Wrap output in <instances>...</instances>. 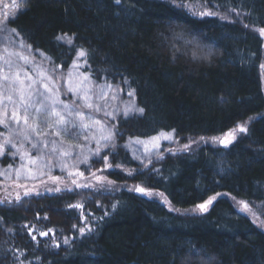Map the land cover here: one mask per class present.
Instances as JSON below:
<instances>
[{
    "label": "trees",
    "instance_id": "obj_1",
    "mask_svg": "<svg viewBox=\"0 0 264 264\" xmlns=\"http://www.w3.org/2000/svg\"><path fill=\"white\" fill-rule=\"evenodd\" d=\"M187 2L237 12L241 20L196 15ZM257 29H264V0H24L7 22V46L48 72L67 73L75 62L94 86L133 92L144 112L115 118L112 141L99 155L94 143L80 165L86 176L102 173L106 156L117 168L107 171L117 188L71 182L60 191L0 198V264H264V230L231 200L259 204L264 214V38ZM81 49L87 55L78 60ZM249 120L230 145H201L145 164L132 152L133 145L149 148L161 132L186 142ZM19 133L7 136L0 171H17L38 155L49 169V157L32 149L36 137ZM131 183L160 192L180 212L121 188ZM218 195L206 211L183 213Z\"/></svg>",
    "mask_w": 264,
    "mask_h": 264
},
{
    "label": "rangeland",
    "instance_id": "obj_2",
    "mask_svg": "<svg viewBox=\"0 0 264 264\" xmlns=\"http://www.w3.org/2000/svg\"><path fill=\"white\" fill-rule=\"evenodd\" d=\"M185 5L188 10L196 15L209 16L207 13H213V15L222 16L225 19L241 20V14L237 12L222 13L203 2H187ZM22 9H24V0H15V3H13V0H0V145H3L0 148V154L5 153L9 147L7 136L19 131L20 135H28L31 137L30 139L36 137L32 149L38 150L39 154L47 155L51 167L47 169L45 160L38 155L36 158L28 157L29 159L24 161L17 171H12L9 168L0 171V198H5L9 195L17 197L20 194L38 191L52 192L56 188L60 189L68 186V183L73 180H75L76 185H81V188H117L116 184L107 175V171L117 168L112 165L108 167L107 165H110L108 159L102 173L94 172L89 174V176H86L80 165L83 164L81 163L82 154L87 155L88 159L91 158L92 145L94 143L104 145L105 140L103 137L108 136L110 133L114 134L112 121L115 118L124 114L130 105L138 108L134 94L129 96L128 93L131 91L122 92L112 85L108 87L110 85L108 83L96 87L90 80H84L85 75L81 73L79 67H73L67 73L62 72L58 68H55V71H53L54 68H51L48 72L33 64L29 58L25 57L24 53L7 46L4 25H7L8 20L15 17ZM260 30L257 29L258 33L264 38V34ZM66 39L69 40L68 37ZM26 51L29 54L31 53L29 50ZM32 58L34 59V57ZM69 72H71V76L68 75ZM261 75L264 88V63ZM3 77L8 79L5 80ZM48 77H51V80ZM41 82L48 84L49 88H53V84H55L56 88H53L52 96L57 101V105H59L60 101H63L70 107L79 109L84 114L83 122L81 123L80 119L76 117L75 112L69 115L64 113V110L59 106L54 111L64 114L65 123H58L52 112L45 115V107L51 101L46 95V89ZM69 88L74 91H69ZM82 88L88 90L86 99L94 105L92 109L85 107V99H82L80 95ZM102 95L103 99H101ZM8 96H11L12 101L16 103L6 102V97ZM21 96L27 98L29 105L27 108V125L22 119L25 115V109L18 102ZM96 107H99L100 111H97ZM129 113H135V111H130ZM10 116H15L16 119H9ZM249 122L250 120L240 123L227 134L216 137L193 138L183 142L172 134V140L163 138L152 139L148 143L149 148L133 145L132 152L138 161L145 164L156 156L161 158L167 154L183 153L196 149L201 145H230L247 132H240L238 126L243 125L248 130ZM73 124H77L78 127L73 128ZM229 133L231 134L229 135ZM5 141H8V143H5ZM221 141L224 142L222 143ZM163 145H166V148L162 154H159ZM185 145H189V147L185 149ZM19 148L23 152H29V149H23V145H19ZM60 151L68 153V155L58 157ZM19 154L21 153L19 152ZM46 171L50 175L42 178L41 175ZM80 172L83 173V176L78 175ZM126 173L132 176L134 171L127 170ZM55 177H59V180H55ZM97 177L102 179L98 181ZM88 178L89 181H86ZM137 186L131 183V185L119 186V188L128 187L135 190ZM54 187L55 189H53ZM145 189L151 193V195L146 196L160 200L172 211L180 212L160 192L148 188ZM220 196L222 195L216 196L215 199ZM231 200L238 213L250 217L256 225L264 230V214L261 211V205H253L245 200L233 197H231ZM241 202H246L248 207L245 208ZM201 212L203 210L195 207L183 213L198 214Z\"/></svg>",
    "mask_w": 264,
    "mask_h": 264
},
{
    "label": "snow or ice",
    "instance_id": "obj_3",
    "mask_svg": "<svg viewBox=\"0 0 264 264\" xmlns=\"http://www.w3.org/2000/svg\"><path fill=\"white\" fill-rule=\"evenodd\" d=\"M13 3H15V0H13ZM207 14H208V15H213V13H207ZM12 19L14 20V17H13ZM4 27H5V29H7V25H4ZM12 31H15V30L13 29ZM260 31H261L262 34H264V29H261ZM60 39H62V38H60ZM86 55H87V53H86L83 49H81V50L78 52V54H77V59L79 60V59H81V58H84V57H86ZM79 66H80V65H77L75 62L73 63V67H74V68L79 67ZM53 71H55V68L53 69ZM25 75H27V73H25ZM68 75L71 76V72H69ZM3 79L7 80L8 78H7V77H3ZM48 79L51 80V77H48ZM84 80H85V81H88V80H89V77H88V76H85V77H84ZM41 83H42V86L46 89V95H48V98H49V100L51 101V103H49V104L45 107V115H47L49 112H52V113L55 115L56 120H57L58 123H60V124L65 123V121H64V114H63V113H59V112H55V111H54L55 108H56L57 106H59V107H61V108L64 110V113H67V114H69V115H71L73 112H75L76 117H78V118L80 119L81 123L83 122V116H84V114L81 113V112L79 111V109L74 108V107H70L68 104L63 103V101H60V102H59V105H57V101H56V100L53 98V96H52L53 88H56V85H55V84H53V88H49L48 84H44L43 82H41ZM108 87H111V85H108ZM57 90H58V89H57ZM68 90H69V91H74V90L71 89V88H69ZM74 94H75V93H74ZM80 95H81V98H82V99H85V107H87V108H89V109H92V108L94 107V105H93L92 103H89V102L87 101V99H86V97H87V95H88V90L85 89V88H82V89H81V92H80ZM128 95H129V96H132V95H133V92H129ZM103 98H104V97H103V95H102V96H101V99H103ZM113 99H115V97H113ZM6 102L16 103L15 101H12L11 96L6 97ZM18 102H19L20 105L25 109V115L22 117V119H23L24 123L27 125V121H28L27 108L29 107V105H28V103H27V98L24 97V96H21V97H19V101H18ZM96 110H97V111H100V108H99V107H96ZM37 111H39V110H37ZM130 111H135V112L143 113V112H144V109H143V108H136L134 105H130V106L125 110L124 115L127 116L128 113H129ZM106 115H108V113H106ZM9 119H16V117H15V116H10ZM45 123H46V121H45ZM97 123H99V122H97ZM72 126H73V128L78 127L77 124H73ZM85 127H87V125H85ZM238 128H239V131H240V132H246V131H247V129H246L243 125H239ZM230 134H231V133H229V135H230ZM112 135H114V134L110 133L108 136L103 137V139L105 140V144L103 145L104 147H106V146H107V143L111 141V139H112ZM160 138H163V139H165V140H172V134H171V133H169V134H165V133L161 132V133L159 134L158 137H153L152 139H153V140H158V139H160ZM221 142L223 143L224 141H221ZM5 143H8V141H5ZM2 147H3V145H0V148H2ZM100 147H101V146L98 144V147L96 148V151H95V153H94L95 155H99ZM188 147H189V145H185V146H184L185 149H187ZM63 154H64V155H68V153H63ZM102 159L104 160V162H105L106 165H107V157L105 156V157H103ZM87 160H88V156L82 154V160H81V163H87ZM107 166H108V167H111V165H107ZM70 175H71V174H70ZM78 175L83 176V173L80 172V173H78ZM54 179H55V180H59V177H55ZM101 179H102L101 177H97V180H98V181L101 180ZM72 182L75 184V180H73ZM109 183H111V182H109ZM80 186H81V185H77V187H80ZM66 190L71 191V189H66ZM57 191H60V189L57 188ZM135 191H137V192H139V193H142V194H145V195H151V193H150L147 189H145V188H143V187H139V186H137V187L135 188ZM213 199H215V197H212L209 201H207L206 204H201V205H198L197 207H199L201 210H205V211H206V210H207V204H210V203L212 202ZM241 203L243 204V206H244L245 208L248 207V204H247L246 202H241ZM70 207L81 208L82 205L77 204V205H71ZM90 230H91V229H89V231H90ZM79 231L81 232V234H83L85 230H84V228H80ZM41 235H47V233H43V232H42ZM32 238L35 239V236H33ZM65 243H67V240H65Z\"/></svg>",
    "mask_w": 264,
    "mask_h": 264
}]
</instances>
